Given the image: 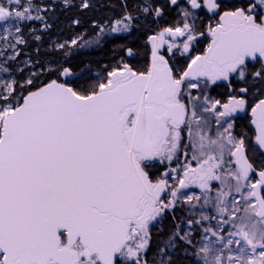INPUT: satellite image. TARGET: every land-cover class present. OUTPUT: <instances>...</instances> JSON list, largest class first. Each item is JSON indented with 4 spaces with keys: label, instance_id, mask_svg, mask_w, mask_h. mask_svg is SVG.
<instances>
[{
    "label": "snow or ice",
    "instance_id": "snow-or-ice-1",
    "mask_svg": "<svg viewBox=\"0 0 264 264\" xmlns=\"http://www.w3.org/2000/svg\"><path fill=\"white\" fill-rule=\"evenodd\" d=\"M101 7L0 0V264H264V0Z\"/></svg>",
    "mask_w": 264,
    "mask_h": 264
},
{
    "label": "trees",
    "instance_id": "trees-1",
    "mask_svg": "<svg viewBox=\"0 0 264 264\" xmlns=\"http://www.w3.org/2000/svg\"><path fill=\"white\" fill-rule=\"evenodd\" d=\"M109 2H110V0H99V3L102 7H101V11L99 13H97V15H103L107 11L106 6ZM93 55H94V58H96V59L101 58V56L98 54H93Z\"/></svg>",
    "mask_w": 264,
    "mask_h": 264
}]
</instances>
